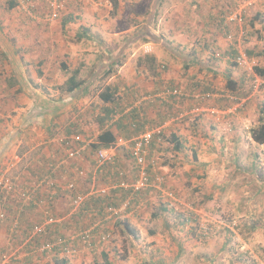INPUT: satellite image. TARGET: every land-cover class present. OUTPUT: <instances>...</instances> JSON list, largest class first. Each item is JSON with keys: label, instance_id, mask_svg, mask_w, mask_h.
<instances>
[{"label": "crops", "instance_id": "obj_1", "mask_svg": "<svg viewBox=\"0 0 264 264\" xmlns=\"http://www.w3.org/2000/svg\"><path fill=\"white\" fill-rule=\"evenodd\" d=\"M126 1L68 0L60 20L47 23L29 20L17 0H0V174L13 187L0 190V256L15 255L10 264L156 263L162 251L151 243L163 232L174 235L160 224L176 223L174 201L186 177L230 149L229 130L240 119L226 83L242 84L233 68L245 57L235 42L246 29L220 20L204 0V7ZM76 70L82 84L68 93L65 82ZM175 89L182 94H167ZM104 92L111 103L100 98ZM149 130L152 186L134 195L131 144ZM104 131L115 137V164L98 165L93 145ZM125 201L129 209L110 218L106 207ZM147 218L160 227L146 230ZM36 226L42 232L34 235ZM88 229L84 244L79 234ZM118 232L128 240L125 251ZM57 238L73 239L69 259L40 250Z\"/></svg>", "mask_w": 264, "mask_h": 264}, {"label": "rangeland", "instance_id": "obj_2", "mask_svg": "<svg viewBox=\"0 0 264 264\" xmlns=\"http://www.w3.org/2000/svg\"><path fill=\"white\" fill-rule=\"evenodd\" d=\"M204 1L213 13L218 12L220 20L228 23L230 19L231 26L246 29L244 37L235 42L236 47L258 56H245L241 64L235 60L233 70L242 84L239 83L241 88L233 93L230 104L240 120L229 130L230 149L186 177L174 201L176 223L171 228L169 224L168 228L160 224L162 229L173 232V237L163 232L161 239L151 243V249L162 251L154 253L159 258L154 264H264V145L250 140V130L260 119L264 121V78L253 73L254 66L264 68V0ZM62 2L56 19L48 18V0H17V8L31 21L49 23L60 20L67 11L68 0ZM198 5L204 7L202 3ZM39 11L45 12V17ZM125 22L126 17H122L119 25L124 27ZM228 40H233L231 35ZM154 208L158 210V206L149 210L155 211ZM157 220L152 224L147 218L146 230L160 227ZM117 235V243L125 251L128 246L125 232ZM123 253L117 252L118 257L123 258Z\"/></svg>", "mask_w": 264, "mask_h": 264}, {"label": "built area", "instance_id": "obj_3", "mask_svg": "<svg viewBox=\"0 0 264 264\" xmlns=\"http://www.w3.org/2000/svg\"><path fill=\"white\" fill-rule=\"evenodd\" d=\"M22 4V1H21ZM49 5V19H56L58 18V14L60 9L63 7L62 0H48ZM30 11V10H29ZM244 56H238L236 59V62L238 64H241L243 62ZM168 95H181L182 92L178 89H175L173 91H167ZM154 132L149 130L145 133L137 136L133 139L131 144V151L130 155L135 163V167L138 169V178L137 180L131 185L132 194H139L145 187H147L150 183V178L147 173V157L148 153L151 147L152 139H153ZM158 143L162 141V138L160 134H158L157 137ZM80 155V151L71 152L69 154V157L74 158L78 157ZM98 165H103L105 163H111L115 164L114 156L110 152L109 148H102L97 151L96 154ZM152 166L156 165L155 161L150 162ZM118 176L120 178L124 177V172H118ZM0 190L5 191H12V182L8 179L6 174H0ZM75 204H78L79 201H75ZM130 207V202L125 201L119 208H114L113 206H107L106 212L109 213L111 216L110 218H117L118 216H121L123 212L128 210ZM4 216L1 214L0 218H3ZM48 221L52 222L54 221L53 218H49ZM42 232V227L36 226L33 228L34 235H37ZM81 237L82 242L85 244L90 241V230L82 231L81 234H79ZM71 241L73 239H64V238H57L53 242H48L46 244H43L40 247V250L42 252H48L49 254H53V252L58 251L59 255L64 257H71L73 254H75V250L71 247ZM57 253V252H56ZM15 255H8V254H2L0 256V264H10L12 260H15Z\"/></svg>", "mask_w": 264, "mask_h": 264}, {"label": "trees", "instance_id": "obj_4", "mask_svg": "<svg viewBox=\"0 0 264 264\" xmlns=\"http://www.w3.org/2000/svg\"><path fill=\"white\" fill-rule=\"evenodd\" d=\"M230 55L233 56V57H237L238 56V54L235 52L234 49L231 50ZM245 56L248 57V58H251V57H254V56L257 57L258 54L254 55V53H252V51H246ZM235 64L236 63H234V65ZM253 73L258 78H264V68H260L258 66H254L253 67ZM78 74H79V72L77 70L73 71L71 73V75L69 76V78L66 80L65 85H64L66 92L72 93L76 89L80 88L82 83H81V81H79L77 79V75ZM226 84H227L226 85L227 89L230 90L233 93L239 92V90L241 88V86H239L238 82L233 81V80H228ZM246 95L247 94H245L244 96H246ZM100 98L102 99V101H104L106 103H111L112 102V97L107 92L102 93V95H100ZM250 139L256 145H259V146L260 145H264V121L263 120L260 119L259 124L256 127L252 128L250 130ZM114 142H115V137L109 131H104V132H101L99 134V136L96 138V143L93 145V147L96 148L97 151H98L99 149L108 148V147L112 146V144ZM164 210H166V209H164ZM58 253H59L58 251L53 252V254H58ZM64 258L65 257H63L62 259H64ZM66 260H67V257H66Z\"/></svg>", "mask_w": 264, "mask_h": 264}]
</instances>
